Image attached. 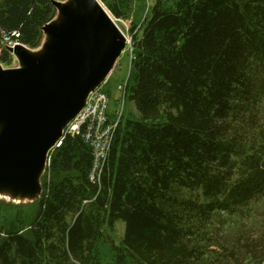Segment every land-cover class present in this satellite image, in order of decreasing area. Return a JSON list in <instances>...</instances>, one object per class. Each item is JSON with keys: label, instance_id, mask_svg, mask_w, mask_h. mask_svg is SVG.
<instances>
[{"label": "trees", "instance_id": "1", "mask_svg": "<svg viewBox=\"0 0 264 264\" xmlns=\"http://www.w3.org/2000/svg\"><path fill=\"white\" fill-rule=\"evenodd\" d=\"M56 12L0 0V62L39 46ZM131 31L139 118L120 121L95 179L90 144L65 138L30 234L0 226V264H104L119 219L117 264H264V0H156Z\"/></svg>", "mask_w": 264, "mask_h": 264}, {"label": "water", "instance_id": "2", "mask_svg": "<svg viewBox=\"0 0 264 264\" xmlns=\"http://www.w3.org/2000/svg\"><path fill=\"white\" fill-rule=\"evenodd\" d=\"M66 17L43 26L51 36L36 57L26 45L9 47L21 65L0 67V183L26 192L36 187L47 152L63 126L80 110L88 92L107 77L126 38L100 0L70 4L53 0Z\"/></svg>", "mask_w": 264, "mask_h": 264}, {"label": "rangeland", "instance_id": "3", "mask_svg": "<svg viewBox=\"0 0 264 264\" xmlns=\"http://www.w3.org/2000/svg\"><path fill=\"white\" fill-rule=\"evenodd\" d=\"M66 1V0H61ZM127 1V16L125 18H116L112 15L115 21L119 24L121 29L127 35L130 42L126 44V49L115 61L112 70L107 78V84L105 89L109 94V112L112 114H119L122 108V101L124 98V91L118 89L119 84L127 83L130 76V62H131V27L133 25L138 26L144 19L146 13L156 0H125ZM103 3V2H102ZM104 5V3H103ZM105 6V5H104ZM106 7V6H105ZM107 9V8H106ZM108 10V9H107ZM59 17V11L57 10L53 20ZM49 39L47 33H43V37L39 46L30 48L33 51H37L45 46ZM13 46V45H12ZM21 65V61L18 56L12 53L10 60L3 64L0 62L2 68H16ZM123 119H137L139 118V112L137 111L134 103L130 100L128 93L124 98L123 105ZM1 130V127H0ZM61 177V174L54 173L48 170L46 164L42 168L36 183V187L24 192V198L17 200L6 193H0V226L5 228L15 227L25 235H29V226L32 220L35 218L38 207L39 197L42 192V188L45 182L57 180ZM125 229V223L119 219L115 222V225L110 228L106 226L104 228L105 237L98 242V248L101 255V259L104 264H117L115 261V253L112 249L111 242L119 244L123 236Z\"/></svg>", "mask_w": 264, "mask_h": 264}, {"label": "built area", "instance_id": "4", "mask_svg": "<svg viewBox=\"0 0 264 264\" xmlns=\"http://www.w3.org/2000/svg\"><path fill=\"white\" fill-rule=\"evenodd\" d=\"M107 78L108 76L88 92L80 110L63 126L61 136L47 152L46 166L51 163L56 150L63 144L67 136L81 135L93 150L94 168L91 178L95 179V172L100 169L106 158L113 135L123 119L122 110L127 90V83L119 84L118 89L124 91L122 108L119 114L110 113V97L105 89Z\"/></svg>", "mask_w": 264, "mask_h": 264}, {"label": "bare ground", "instance_id": "5", "mask_svg": "<svg viewBox=\"0 0 264 264\" xmlns=\"http://www.w3.org/2000/svg\"><path fill=\"white\" fill-rule=\"evenodd\" d=\"M75 1H81V0H66L64 1L65 3L67 4H70L72 2H75ZM56 21L60 24L64 23L66 21V17L62 14L59 15V17L56 19ZM117 23V22H116ZM117 25L119 26V24L117 23ZM119 28L121 29V27L119 26ZM122 30V29H121ZM122 32L124 33V31L122 30ZM125 35V38H126V44H128V37L127 35L124 33ZM51 39V36H49V39L48 41H50ZM26 51L30 54H33L35 55L36 57H41L43 56L44 54H46L47 52V46H43L41 49L37 50V51H33L31 50L29 47H25ZM126 49V46L124 48V50ZM123 50V52H124ZM122 54V53H121ZM19 60H21L20 56L17 55ZM5 125L4 122H0V127L2 128L3 126ZM0 193H6L8 195H10L11 197L13 198H16L17 200L21 199V198H24V191L22 189V187H19V188H16L12 183H9V182H6V183H0Z\"/></svg>", "mask_w": 264, "mask_h": 264}]
</instances>
